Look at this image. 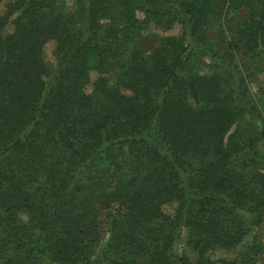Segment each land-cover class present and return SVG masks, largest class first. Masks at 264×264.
Wrapping results in <instances>:
<instances>
[{"label":"trees","instance_id":"1","mask_svg":"<svg viewBox=\"0 0 264 264\" xmlns=\"http://www.w3.org/2000/svg\"><path fill=\"white\" fill-rule=\"evenodd\" d=\"M74 3L0 14V264H257L264 0Z\"/></svg>","mask_w":264,"mask_h":264},{"label":"rangeland","instance_id":"2","mask_svg":"<svg viewBox=\"0 0 264 264\" xmlns=\"http://www.w3.org/2000/svg\"><path fill=\"white\" fill-rule=\"evenodd\" d=\"M8 0H0V14H3L6 3ZM57 6L60 8V10L67 15H73V11L75 10V0H55ZM241 14L236 13L235 11H230L227 14V21L230 24H236L239 22V17ZM179 27L173 28L171 32H177ZM235 28V26L233 27ZM46 58L53 62V57L50 54L46 55ZM244 61L245 58H242ZM246 62L250 65H247L249 67L245 69V75L246 79L249 84V95L253 99V104L255 105V110H253L254 115L257 117H261L264 120V70L262 72H255L259 65H255L254 61L247 60ZM262 64V63H261ZM264 67V64H263ZM202 73L210 72L209 67L203 66L201 68ZM255 72V73H254ZM259 238L262 239V243L264 245V220L263 223H261L260 227L258 228ZM256 238L253 237V235L250 233L245 237L244 242H247L250 244L254 242ZM255 260L257 264H264V246L262 248H258V252L254 254Z\"/></svg>","mask_w":264,"mask_h":264}]
</instances>
